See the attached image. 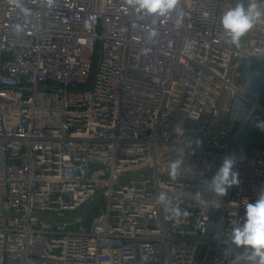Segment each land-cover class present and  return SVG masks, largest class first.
Segmentation results:
<instances>
[{
  "label": "built area",
  "instance_id": "1",
  "mask_svg": "<svg viewBox=\"0 0 264 264\" xmlns=\"http://www.w3.org/2000/svg\"><path fill=\"white\" fill-rule=\"evenodd\" d=\"M235 3L181 0L177 27L126 0H0V264H230L264 192V23L228 43Z\"/></svg>",
  "mask_w": 264,
  "mask_h": 264
},
{
  "label": "clouds",
  "instance_id": "2",
  "mask_svg": "<svg viewBox=\"0 0 264 264\" xmlns=\"http://www.w3.org/2000/svg\"><path fill=\"white\" fill-rule=\"evenodd\" d=\"M127 6L137 13L153 17L175 16V25H182L185 15L181 0H126ZM264 0H236L233 6L227 8L220 17L222 34L228 37V43L239 47L241 40L258 24L264 23ZM155 24V21H153ZM21 26H16L20 31ZM150 37L157 35L155 27L149 28ZM257 127L264 128V121L256 123ZM180 131H182L180 129ZM177 132V129H176ZM178 134V133H177ZM182 159L172 161L169 165L170 175L181 171ZM236 160L232 156L225 157L215 174L207 181V190L215 197H222L228 190L238 185V172L235 171ZM165 211L176 212L167 193H160L158 197ZM219 202L217 201V204ZM227 245L230 246V264H264V192H261L254 203L245 204L243 223L232 222V228L226 234Z\"/></svg>",
  "mask_w": 264,
  "mask_h": 264
},
{
  "label": "water",
  "instance_id": "3",
  "mask_svg": "<svg viewBox=\"0 0 264 264\" xmlns=\"http://www.w3.org/2000/svg\"><path fill=\"white\" fill-rule=\"evenodd\" d=\"M10 59V54L7 53L6 51H1L0 50V60H7ZM259 122L258 119L254 120L253 123L251 124L250 128H249V132H252L254 130V128L256 127V123ZM249 143L252 144L253 143V137H249ZM246 145L243 143L241 145V149H246ZM90 204H88L82 211L81 214L86 210V208L89 206ZM52 218H56V219H70L69 217H59V216H52Z\"/></svg>",
  "mask_w": 264,
  "mask_h": 264
}]
</instances>
